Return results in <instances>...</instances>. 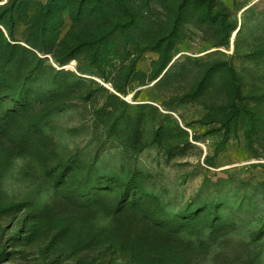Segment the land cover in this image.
I'll return each mask as SVG.
<instances>
[{
  "label": "rangeland",
  "instance_id": "rangeland-1",
  "mask_svg": "<svg viewBox=\"0 0 264 264\" xmlns=\"http://www.w3.org/2000/svg\"><path fill=\"white\" fill-rule=\"evenodd\" d=\"M48 1L0 23V264H264V0Z\"/></svg>",
  "mask_w": 264,
  "mask_h": 264
},
{
  "label": "trees",
  "instance_id": "trees-1",
  "mask_svg": "<svg viewBox=\"0 0 264 264\" xmlns=\"http://www.w3.org/2000/svg\"><path fill=\"white\" fill-rule=\"evenodd\" d=\"M18 1L19 0H17L15 3H6L5 5L0 6V8H2L4 11V14H7L8 16L6 20L0 18V23H2L4 26L7 27V22L14 20L15 7ZM60 2L61 0H49L48 3L43 7L45 15L43 16V21L40 22V25L38 26L41 32L45 33L47 31V25L49 21H51L52 17L59 11L58 8L60 6ZM120 4L123 8H125V13L130 17V25L137 26L138 18H134V16H132L133 13H131L128 7L125 5L124 0H121ZM173 36V32L169 35H166L161 39V41L163 40L162 43H164V45L166 44V47L170 46V44L172 45ZM19 49L23 50L24 54L18 56L17 51ZM29 58H31L32 61L36 62L37 64L33 65V63H30ZM39 60L40 58L33 51L27 49L26 47L22 45L11 44L5 38L3 31L0 29V78H5L7 80H19V78L22 77V71L27 70V76H30L31 74L33 75L26 77L25 80H23L25 83L24 87L26 88L32 86L33 84H40L38 83V80L41 75H38L37 72L39 70ZM126 172L127 168L123 170V174H126Z\"/></svg>",
  "mask_w": 264,
  "mask_h": 264
},
{
  "label": "bare ground",
  "instance_id": "bare-ground-1",
  "mask_svg": "<svg viewBox=\"0 0 264 264\" xmlns=\"http://www.w3.org/2000/svg\"><path fill=\"white\" fill-rule=\"evenodd\" d=\"M236 33H237V30L234 31V33H233V37L236 35ZM233 37H232V38H233Z\"/></svg>",
  "mask_w": 264,
  "mask_h": 264
}]
</instances>
